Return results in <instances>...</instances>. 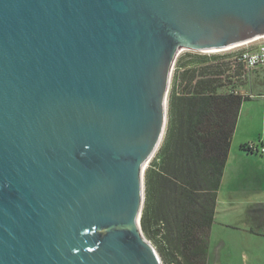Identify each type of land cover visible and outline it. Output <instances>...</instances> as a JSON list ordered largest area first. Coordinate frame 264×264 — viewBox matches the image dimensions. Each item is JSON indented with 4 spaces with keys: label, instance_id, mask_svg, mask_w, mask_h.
I'll list each match as a JSON object with an SVG mask.
<instances>
[{
    "label": "water",
    "instance_id": "1",
    "mask_svg": "<svg viewBox=\"0 0 264 264\" xmlns=\"http://www.w3.org/2000/svg\"><path fill=\"white\" fill-rule=\"evenodd\" d=\"M264 39V0H0V264H163L145 162L180 48Z\"/></svg>",
    "mask_w": 264,
    "mask_h": 264
},
{
    "label": "trees",
    "instance_id": "2",
    "mask_svg": "<svg viewBox=\"0 0 264 264\" xmlns=\"http://www.w3.org/2000/svg\"><path fill=\"white\" fill-rule=\"evenodd\" d=\"M236 52L201 55L200 63L206 66L199 70L179 72L184 65L176 61L167 95L165 132L144 170L140 215L141 231L163 264H207L231 138L241 104L250 98L233 90L218 92L223 81L241 75L244 67L231 61ZM248 144L240 148L255 152Z\"/></svg>",
    "mask_w": 264,
    "mask_h": 264
},
{
    "label": "rangeland",
    "instance_id": "3",
    "mask_svg": "<svg viewBox=\"0 0 264 264\" xmlns=\"http://www.w3.org/2000/svg\"><path fill=\"white\" fill-rule=\"evenodd\" d=\"M259 42H264V39L225 51L203 52L180 49L172 65L171 78L178 59L184 65L179 72L185 68L199 70L206 66L205 63H200L201 59L198 57L201 55L225 54L234 50L253 49ZM240 72L241 75L232 78L230 82L223 81L218 92L228 93L233 90L242 96L264 95V66L253 69L243 68ZM177 91L181 92L180 86ZM238 121L241 126H246L245 130L249 136L253 137V142L250 143L257 144L260 149L261 145L257 139L264 135V98L260 97L252 102H247L242 112L240 109ZM262 147L264 148V146ZM154 155L155 153L146 167ZM252 158L256 159H253L251 163H243V168L245 172L252 171L259 175L254 183L245 185L244 179L239 177L236 182L226 181L219 190L217 213L210 230L208 264H264V165L262 164L264 153H257ZM251 227L258 232L250 230Z\"/></svg>",
    "mask_w": 264,
    "mask_h": 264
},
{
    "label": "crops",
    "instance_id": "4",
    "mask_svg": "<svg viewBox=\"0 0 264 264\" xmlns=\"http://www.w3.org/2000/svg\"><path fill=\"white\" fill-rule=\"evenodd\" d=\"M260 97L264 98V95L250 96V98L248 100L243 101L241 104V107H240L241 112L245 108V105L247 102H252V101H254ZM245 127L246 126H241L240 121H238V118H237L234 133L232 135L231 142H230L229 153H228V156L226 159V164H225V167H224V170L222 173L221 182H220V186H219L218 193H217V201H216V206H215L214 221H215V217H216V213H217L218 194L220 193L219 190H220L221 186L226 181L227 182H236V180L239 177H241L242 179H244L243 182L246 185L247 183H251V182L254 183L259 178V175L256 174L255 172H252V171L245 172L244 168H243V163H251V161H253V159H256V158H252V157H254V155L257 154L256 151L255 152H246L240 148V146L243 144L253 142L252 141L253 137L249 136V133L245 130ZM257 141L260 142L261 147L264 146V135L262 137L259 136ZM254 161H256V160H254ZM262 164L264 165V162ZM259 205H258V207H259ZM251 229L253 231H256V233L258 232L257 230H254L252 227L250 228V230ZM208 256H209V254H208ZM208 256H207V264H208Z\"/></svg>",
    "mask_w": 264,
    "mask_h": 264
},
{
    "label": "built area",
    "instance_id": "5",
    "mask_svg": "<svg viewBox=\"0 0 264 264\" xmlns=\"http://www.w3.org/2000/svg\"><path fill=\"white\" fill-rule=\"evenodd\" d=\"M255 41V40H254ZM252 42V41H249ZM249 42H245L241 45L231 46L225 50L236 49V47L246 45ZM222 51V50H219ZM235 51V50H234ZM238 51V50H237ZM232 63H239L245 69H253L258 66H264V42H259L253 49H243L236 52L234 56L231 57ZM248 147L257 153H264V148L259 149L257 144L249 143Z\"/></svg>",
    "mask_w": 264,
    "mask_h": 264
},
{
    "label": "bare ground",
    "instance_id": "6",
    "mask_svg": "<svg viewBox=\"0 0 264 264\" xmlns=\"http://www.w3.org/2000/svg\"><path fill=\"white\" fill-rule=\"evenodd\" d=\"M238 45H241V44H238ZM180 49H185V48H180ZM180 49H179V51H180ZM214 51H215V50H214ZM203 52H204V51H203ZM149 160H150V159H148V160L145 162V165H144V166H145V168H146V166H147V164H148Z\"/></svg>",
    "mask_w": 264,
    "mask_h": 264
}]
</instances>
